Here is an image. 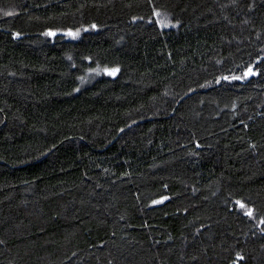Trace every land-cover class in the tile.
I'll list each match as a JSON object with an SVG mask.
<instances>
[{"label":"trees","instance_id":"16d2710c","mask_svg":"<svg viewBox=\"0 0 264 264\" xmlns=\"http://www.w3.org/2000/svg\"><path fill=\"white\" fill-rule=\"evenodd\" d=\"M0 264H264V0H0Z\"/></svg>","mask_w":264,"mask_h":264},{"label":"rangeland","instance_id":"374dc122","mask_svg":"<svg viewBox=\"0 0 264 264\" xmlns=\"http://www.w3.org/2000/svg\"><path fill=\"white\" fill-rule=\"evenodd\" d=\"M159 21L164 27H173L176 24L171 21L169 16H167L164 12H159ZM59 31L63 32L67 37H79L80 32H70L66 31L65 29H60ZM118 68H111V69H100L97 74H104L109 77H115L117 75Z\"/></svg>","mask_w":264,"mask_h":264}]
</instances>
